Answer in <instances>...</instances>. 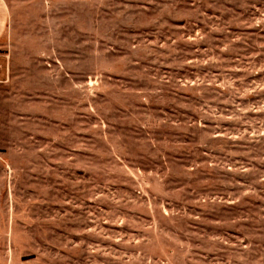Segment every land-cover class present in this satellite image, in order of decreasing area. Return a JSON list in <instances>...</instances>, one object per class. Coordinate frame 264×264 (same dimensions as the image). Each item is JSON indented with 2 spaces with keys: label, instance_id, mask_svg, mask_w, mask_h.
Here are the masks:
<instances>
[{
  "label": "rangeland",
  "instance_id": "rangeland-1",
  "mask_svg": "<svg viewBox=\"0 0 264 264\" xmlns=\"http://www.w3.org/2000/svg\"><path fill=\"white\" fill-rule=\"evenodd\" d=\"M0 264H264V0H0Z\"/></svg>",
  "mask_w": 264,
  "mask_h": 264
}]
</instances>
